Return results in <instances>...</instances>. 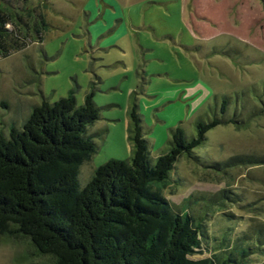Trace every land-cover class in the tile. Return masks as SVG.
Masks as SVG:
<instances>
[{
    "label": "rangeland",
    "instance_id": "374dc122",
    "mask_svg": "<svg viewBox=\"0 0 264 264\" xmlns=\"http://www.w3.org/2000/svg\"><path fill=\"white\" fill-rule=\"evenodd\" d=\"M33 1V6H44L49 28L42 44L35 40L0 59V135L8 136L13 126L22 128L44 100L54 103L73 90L81 106L93 90L100 119L90 133L98 134L97 151L80 169L81 187L96 168L131 157L128 112L133 99L156 157L168 148L171 129L181 126L187 140L194 138L196 123L219 112L221 96L230 98L231 116L237 95L241 101L251 98L246 103L252 108V88L264 87V0ZM198 153L211 162L235 155L264 157V114L241 129L214 128ZM172 177L181 184L163 192L176 205L192 194L212 196L225 189L242 200L212 211L211 232L232 226L238 235L257 217L264 218V166L217 176L181 157ZM223 213L234 221L222 220ZM199 253L196 257L208 255ZM263 261L256 256L251 264ZM0 264L55 260L37 253L27 238L0 234Z\"/></svg>",
    "mask_w": 264,
    "mask_h": 264
},
{
    "label": "trees",
    "instance_id": "16d2710c",
    "mask_svg": "<svg viewBox=\"0 0 264 264\" xmlns=\"http://www.w3.org/2000/svg\"><path fill=\"white\" fill-rule=\"evenodd\" d=\"M33 2L0 0V59L35 40L42 44L49 25L44 6ZM252 89V108L246 103L251 98L241 101L237 95L238 107L234 104L229 116L230 98L221 96L219 112L196 123L194 138L187 140L181 126L171 129L168 148L156 157L133 99L128 112L131 157L96 168L84 187L80 169L97 151L98 134L90 133L100 119L95 93L89 91L81 106L73 90L54 103L44 100L22 128L13 126L8 136L0 135V234L29 239L37 253L51 256L55 264H251L256 256L264 258V218L257 217L238 235L232 226L218 233L208 227L215 208L243 204L231 189L212 196L192 194L180 205L163 192L181 184L172 177L181 157L217 176L264 166V157L255 154L211 162L198 153L214 128L241 129L264 114V87ZM221 219L234 221L229 213ZM199 252L208 255L196 257Z\"/></svg>",
    "mask_w": 264,
    "mask_h": 264
}]
</instances>
